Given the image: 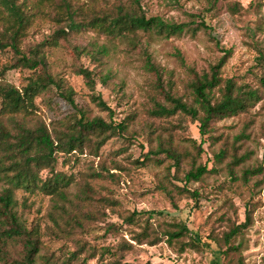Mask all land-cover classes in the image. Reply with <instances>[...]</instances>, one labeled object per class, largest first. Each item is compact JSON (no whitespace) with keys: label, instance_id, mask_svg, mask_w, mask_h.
Returning <instances> with one entry per match:
<instances>
[{"label":"trees","instance_id":"1","mask_svg":"<svg viewBox=\"0 0 264 264\" xmlns=\"http://www.w3.org/2000/svg\"><path fill=\"white\" fill-rule=\"evenodd\" d=\"M241 8L238 2L228 7L232 14ZM44 24H49L52 32L24 49L31 30ZM247 30L252 32L249 25ZM196 32L197 28L188 23L150 16L143 0H0V50L12 53L11 61L0 69V264H134L126 257L136 244L164 241L178 245L180 253L196 245L209 247L182 219L170 218L159 210H125L110 192L101 194L92 180L114 178L111 168L123 169L120 161L113 160L112 167L101 164L100 169L92 164L89 174H68L58 169L61 157L63 163L75 164L83 157L99 158L102 148L117 138L128 143L122 149L125 152L138 136H143L149 150L142 161L130 163L137 168L163 167L157 174L156 188L175 208H179L181 196L198 202L203 193L189 185L208 182L220 172L226 171L230 177L227 184H248L249 176L262 168L250 165L253 152L243 148L256 123L252 110L264 101V41H253L261 69L257 85L224 77L228 56L199 72L185 63L180 52L177 54L186 78L176 79L173 71L156 63L150 47L156 41ZM90 34L96 36L91 48L75 44ZM101 39L106 43L100 44ZM70 45L78 58L87 53L97 61L93 69L74 64V73L84 79L91 102L106 117L91 116L89 107L78 105L66 77L52 73L49 55ZM122 47L130 53L138 50L150 75L143 119L136 109H129L123 120L117 119L116 111L97 90L99 81L104 86L112 85L115 92H123V99L127 98L126 82L112 83L116 74L110 66ZM10 69L30 71L28 82L22 87L13 84L6 78ZM51 93L58 95H46ZM55 96L66 100L75 111L48 121L36 101L43 98L48 107H53ZM228 119L242 121L237 132H232L237 125L227 127L230 132L221 129V121ZM187 120L199 123L203 141L198 146L176 133L187 128ZM207 141L212 148V168L202 161ZM20 192L28 197H49L46 217L29 223L20 209L26 204L25 197L20 200ZM107 210L117 214L126 229L106 222ZM99 223H105L100 227L102 235L98 233ZM246 226L234 225L223 237L213 236L225 254H238L237 264H244V241L237 239ZM125 232L130 240L122 237L117 243L107 244L97 241Z\"/></svg>","mask_w":264,"mask_h":264},{"label":"rangeland","instance_id":"2","mask_svg":"<svg viewBox=\"0 0 264 264\" xmlns=\"http://www.w3.org/2000/svg\"><path fill=\"white\" fill-rule=\"evenodd\" d=\"M233 2L241 3V11L232 14L228 9ZM143 5L150 16H160L177 23H188L197 28L196 34H184L182 37H173L168 40L156 41L150 47L154 60L167 71H173L176 79L186 78L184 68L180 64L178 52H180L185 63L202 72L209 70L220 59L228 56L223 66V76L236 78L239 83H250L257 85L261 69L257 60V51L253 48L255 39L264 41V0H143ZM203 23V24H202ZM247 25L252 29L250 33ZM49 24H44L33 29L24 41V49L43 41L52 30ZM255 34V37H253ZM95 35H86L75 42L82 47H90ZM256 41V40H255ZM106 43L104 40L98 41ZM72 45L62 49H56L49 55V65L52 73L65 76L76 92V100L80 107H89L90 115L106 114L101 112L90 100V90L84 79L74 73V64L90 67L97 66V61L90 55L78 56L72 49ZM261 47V46H260ZM91 48V47H90ZM115 52L110 66L114 69L116 78L112 83L126 82L125 95L117 93L112 85L104 86L97 82V90L102 93L107 103L116 111V118L123 120L129 109H136L140 119L144 118L146 103V90L150 89L148 80L150 75L143 68V61L138 50L134 53L128 52L124 47ZM127 51V52H125ZM12 53L0 50V69L9 63ZM31 72L26 69H10L6 78L13 84L22 87L28 82ZM46 95H58L51 93ZM53 107H48L43 98L37 99L39 112L48 121L58 120L74 113V107L60 96L53 99ZM256 123L251 128V137L246 141L243 148L253 152L250 165L262 166L261 171L249 176L248 184L238 181L230 182L226 171L220 172L218 176L211 177L205 183H191V189L198 188L203 196L196 202L188 196L179 197L178 207L175 208L170 199L156 188L157 174L163 171L150 165L147 168L134 167L130 162L143 160L144 154L149 150L146 138L138 136L127 151L123 152L128 143L123 139H111L101 150V157L92 159L83 157L79 163H63L61 157L58 169L71 173H91L90 166L100 169L101 164L112 167V161H120L123 169L111 168L115 174L114 178L93 179L97 190L105 195L110 192L125 210L164 211L170 218L184 220L190 229L199 232L202 243L208 246L196 245L184 253H180L178 245L170 246L166 242L156 245H135L134 249L127 254L126 260L134 264H237L238 254L230 252L225 254L219 249L213 236L223 237L231 226L247 223L243 235L237 241L243 239V262L244 264H264V101L252 110ZM240 120L228 119L221 121V129L230 132L227 127L237 125L232 132H237L241 124ZM187 128L176 131L182 137H187L195 147L201 144L203 137L200 134L199 123L187 120ZM210 141L203 145L205 153L202 155L203 163H209L213 167V155L211 153ZM47 174V173H45ZM1 187V184H0ZM24 197L26 199H24ZM19 198L25 201L21 211L29 223L35 218L46 217L50 200L49 197H28L20 192ZM251 215L250 219L247 216ZM105 221L115 223L118 226L125 225L117 214L107 210ZM45 223V222H44ZM105 223H99L98 233L102 235ZM125 237L130 240V235L109 234L106 238L97 240L100 244L117 243ZM50 243L49 239H45ZM226 247L223 248L225 250Z\"/></svg>","mask_w":264,"mask_h":264}]
</instances>
